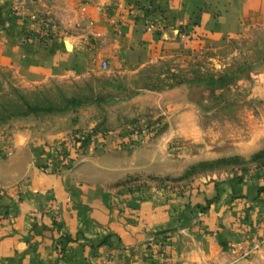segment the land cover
Listing matches in <instances>:
<instances>
[{"label": "crops", "instance_id": "crops-1", "mask_svg": "<svg viewBox=\"0 0 264 264\" xmlns=\"http://www.w3.org/2000/svg\"><path fill=\"white\" fill-rule=\"evenodd\" d=\"M242 2L243 17L260 12L252 0ZM203 5L198 0H0V66L13 69L23 85L68 81L106 56L123 58L143 40L171 43L175 29L161 36L145 30L153 6L164 11L163 25H175ZM210 15L203 12L201 21ZM0 129V264H150L149 255L162 247L161 232L173 241L170 250L163 247L169 254L164 264H204L224 241L264 232V191L258 192L264 168L193 189L124 184L136 169L138 150L104 151L55 173L39 165L58 156L60 132L44 131L22 117ZM208 201L205 219L196 207ZM221 224L228 230L220 232ZM63 234L77 237L66 259L55 246ZM108 235L107 244L89 257L86 242Z\"/></svg>", "mask_w": 264, "mask_h": 264}, {"label": "rangeland", "instance_id": "rangeland-1", "mask_svg": "<svg viewBox=\"0 0 264 264\" xmlns=\"http://www.w3.org/2000/svg\"><path fill=\"white\" fill-rule=\"evenodd\" d=\"M198 1L204 5L192 9L195 15L175 25H163L164 11L153 6L145 26L159 24L150 31L158 36L175 29L174 42L143 40L125 58L106 56L105 68L100 59L84 76L30 86L0 66V127L22 117L61 137L93 136L67 169L104 151L138 150L136 169L124 184L182 190L259 174L264 168V0L251 3L262 15L246 17L242 0ZM203 12L211 15L202 22ZM44 163L40 168L50 172L66 169ZM226 226L221 224L220 232ZM232 239L218 238L224 242L204 264H264V232ZM169 241L150 264H164Z\"/></svg>", "mask_w": 264, "mask_h": 264}, {"label": "built area", "instance_id": "built-area-1", "mask_svg": "<svg viewBox=\"0 0 264 264\" xmlns=\"http://www.w3.org/2000/svg\"><path fill=\"white\" fill-rule=\"evenodd\" d=\"M160 26L157 23H148L146 25V30L148 31H155L159 29ZM26 39H30L29 36L26 37ZM102 66L105 68L107 66L106 61H102ZM89 135V136H88ZM93 139V136H90V134L84 133V132H77L72 135H64L61 137L59 147H58V159H59V165L56 168V171H60L64 167H68L71 163L74 162L76 153L80 151V148L85 147L87 144L90 143V141ZM47 167L52 166V164L47 161L44 163ZM43 169V168H42ZM164 260L168 259V256L163 257ZM155 264H158V262H155Z\"/></svg>", "mask_w": 264, "mask_h": 264}, {"label": "trees", "instance_id": "trees-1", "mask_svg": "<svg viewBox=\"0 0 264 264\" xmlns=\"http://www.w3.org/2000/svg\"><path fill=\"white\" fill-rule=\"evenodd\" d=\"M156 36L159 35V32H155L154 33ZM40 34L37 33L36 36H39ZM26 37H28V35H26ZM145 88V87H144ZM23 103L24 104H27L25 100H23ZM52 165H56L58 166L59 165V161H55L52 163ZM234 180H240V179H234ZM261 191H264V186L262 187H259L258 188V192H261ZM211 201H208L206 202L205 205H197V209L199 211V213H203L205 212L207 209H208V206H209V203ZM166 232H161L162 237L159 239V243L160 244H170L171 241H169V237L168 235H165ZM110 235L106 236V237H103L101 240L97 241V242H93V241H87L86 244L89 246L90 248V254L92 255H95L96 254V251L98 248H100L102 245L104 244H107V240L109 238ZM77 240V237H73L69 234H63L61 236H59L56 240V248H58L59 250V257L62 258V259H66L69 257V255L71 254V251H72V247L70 245L71 242H75ZM150 259H151V262H153V259L151 258L150 256Z\"/></svg>", "mask_w": 264, "mask_h": 264}]
</instances>
